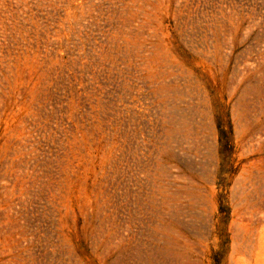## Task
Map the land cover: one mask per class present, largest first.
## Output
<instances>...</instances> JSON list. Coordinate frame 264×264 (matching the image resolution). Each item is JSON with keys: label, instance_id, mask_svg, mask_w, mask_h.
Returning a JSON list of instances; mask_svg holds the SVG:
<instances>
[{"label": "rangeland", "instance_id": "obj_1", "mask_svg": "<svg viewBox=\"0 0 264 264\" xmlns=\"http://www.w3.org/2000/svg\"><path fill=\"white\" fill-rule=\"evenodd\" d=\"M168 16L163 0H0V264H264L257 37L228 22L201 55ZM80 76L105 91H86L58 170L22 183L39 106ZM30 189L47 202L33 227Z\"/></svg>", "mask_w": 264, "mask_h": 264}, {"label": "built area", "instance_id": "obj_2", "mask_svg": "<svg viewBox=\"0 0 264 264\" xmlns=\"http://www.w3.org/2000/svg\"><path fill=\"white\" fill-rule=\"evenodd\" d=\"M163 2L168 6L169 23L178 42L197 54L204 55L215 49L213 29H219L228 22H243L244 27L251 30L257 37V54L250 64L251 68L260 71L264 69V6L256 7V10L253 6L254 9L251 11L230 3V0H163ZM106 42L105 37L104 43ZM100 89L102 92H97L93 81L80 76L79 82L73 85L65 83L64 86H57L51 90L50 101L39 106L36 129L23 138L20 159L25 165L22 171L27 173V166L36 165L38 173L33 174L31 171L29 175L22 176V183L37 185L36 182L42 183L52 170H58L55 163L60 158V154H63L64 148L69 145V140L74 138L72 119L82 114L86 105V91L97 97L105 91L104 88ZM6 180L11 187V177L7 176L4 182ZM12 192L16 193V189ZM25 193H29L27 197L29 199L34 197L33 202L38 206L28 207L20 220L27 226H37L38 221L47 213L45 208L47 200L46 203L37 201L38 193H35L34 189ZM53 202L55 204L50 217L53 223L57 224L60 216L57 193ZM31 260L35 262L36 258L32 257Z\"/></svg>", "mask_w": 264, "mask_h": 264}]
</instances>
